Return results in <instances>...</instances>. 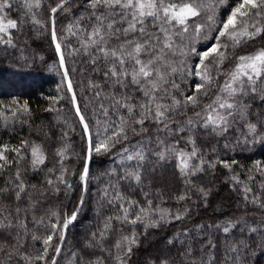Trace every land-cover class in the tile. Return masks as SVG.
I'll use <instances>...</instances> for the list:
<instances>
[{
    "label": "trees",
    "instance_id": "obj_1",
    "mask_svg": "<svg viewBox=\"0 0 264 264\" xmlns=\"http://www.w3.org/2000/svg\"><path fill=\"white\" fill-rule=\"evenodd\" d=\"M58 2L40 0V8L29 12L24 8L23 0H15L16 6L9 13V18L16 19L18 27L10 30L11 44L0 43V110L6 109L0 111V149L5 146L7 149H21L19 155L5 150L8 163L0 169V189L4 190L0 192V221L7 223L11 220L13 224L11 228L0 227V264H26L21 257L42 252L44 239L51 234L53 240L52 247L48 249V259L37 262L50 264L55 255L54 247L60 244L50 226L75 211L83 195L77 173L83 168L87 140L51 38L50 9ZM242 2L226 0L224 5L217 6L215 23L211 28L205 27L200 33L193 30L195 24L210 23L207 15L202 14L189 20L187 33L174 34L175 51L168 56L164 67L170 81L166 87L176 99L196 94V85L202 81L188 71L197 69L200 65L197 53H203L217 43L216 28ZM65 9L55 16L56 32L80 109L92 137L96 138L97 120L102 117L95 95L97 90L91 87L92 84L101 86L104 97L101 102L106 108L110 93L117 98L131 96L136 104L146 101L142 90L131 84V77L127 78L124 86L115 84L114 80L106 81L102 75L103 62L94 66L89 54L80 50V38L69 34V25L87 29L88 24L94 23L90 18L89 0H70ZM33 13L41 24L32 21ZM73 31L77 29L74 27ZM223 42L229 45L222 49L227 58L222 63H217L213 57L205 60L213 80L207 87V95L200 94L199 107L193 109L188 105L171 115L168 121L171 132L165 133L160 130L163 125L146 120L143 126L134 125L139 135L134 136L129 130L128 142L117 144L111 154L93 155L85 203L77 220L68 228L57 264H95L97 260L103 264H119L116 257L122 253L116 244L123 236H131L132 233L136 234L137 242L131 245L127 264H264V93H248L240 97L246 110L231 121L223 135L203 127L192 132L176 131L178 126L184 127L193 111L200 112L221 95L220 88L229 78L228 74L235 70L240 56H251L264 49V32L236 46L227 40ZM109 43L115 47V38ZM127 67L131 72L132 65ZM172 67L181 71L171 73ZM161 74H164V68H161ZM172 82L179 86L178 90L172 88ZM260 86L264 87V82ZM13 101L17 104L13 105ZM170 101L171 96L160 102ZM25 103L28 112H18L17 109ZM121 116L128 119L124 110L111 119L119 123ZM139 118V115L134 116V119ZM250 123L256 125L255 133L248 130ZM189 136L195 140L200 157L189 160L190 174H181L180 160L175 154H166L164 160L148 155L139 167L135 161H125L127 171H139L140 182L134 178H120L125 173V167L120 165L122 146L149 143L159 138L178 150L190 152L193 145L186 143ZM24 141L42 149L45 156L43 164L33 167L31 149L25 151ZM152 147L155 151V146ZM61 148L66 149L63 159L57 155ZM257 162L259 168H254ZM225 164L230 167H225ZM61 165L71 188H65L56 179L61 175ZM196 166L201 170H194ZM49 179L53 185L47 183ZM21 182L24 191L17 198V184ZM56 188L60 190L56 191ZM106 188L110 194L118 191L125 201L134 204L124 201L109 204L102 198ZM246 188L251 191H246ZM181 196L184 199H179ZM121 203L130 208L129 220L135 219L141 208L152 211L144 222L125 223L116 219L123 216ZM163 210L168 213L165 221L157 227H145L151 220H158ZM172 214H180L183 218L173 219ZM109 217L112 218L111 227L101 237L99 232L104 230ZM225 226L230 227L228 233L223 232ZM93 233L97 235L93 237ZM33 236L39 239H33Z\"/></svg>",
    "mask_w": 264,
    "mask_h": 264
},
{
    "label": "snow or ice",
    "instance_id": "obj_2",
    "mask_svg": "<svg viewBox=\"0 0 264 264\" xmlns=\"http://www.w3.org/2000/svg\"><path fill=\"white\" fill-rule=\"evenodd\" d=\"M67 0H59L55 7L50 9L52 14H56L60 10H66ZM226 0H89V8L92 10L90 18L94 23L88 24L87 29H82L79 25H69L68 32L72 36H78L81 40V49L87 52L91 57V63L95 66L103 62L102 75L104 79L114 80L115 84L124 86L127 78L131 77V84L136 85L142 90L145 103L136 104L133 102L131 96H121L117 98L115 94H108V107L104 106V97L101 94V86L99 84H92L91 87L96 89L95 95L97 103L99 104L98 111L102 119L97 120V133L96 138L91 135L89 124L85 122V117L80 114V109L77 107L76 111L79 120L83 126L84 132L88 133V146L84 158L82 170L77 173L83 185H86L89 179V168L93 155H106L111 154V151L117 144L123 145L128 142V131L132 134L139 135L136 132L134 125L143 126L146 120H153L159 125H163L161 131L169 133L172 131L168 121L171 115L178 110L191 105L193 109L199 107V97L203 93L207 95V87L213 83L212 77L209 75L208 66L205 60L209 57L217 63H222L227 57L222 49L229 47L223 40L231 42L232 46L241 44L244 40L254 39L256 36L264 32V0H243L231 10V14L227 19L221 22V26L216 28L218 33L217 43L210 47L203 53H197L200 56V65L193 72L188 71V74L199 76L202 83L196 85V94L188 95L181 99H176L172 95L166 85L170 83L167 79L168 71L164 67L167 63L168 56L175 51L173 36L176 33H187L189 31V20L199 18L202 14L207 15V20L210 22L208 25L195 24L193 30L200 33L205 27L211 28L215 23V8L219 5H224ZM15 0H0V43L11 44L10 30L17 29L18 21L9 18V13L15 7ZM24 8L29 12L33 8H40V0H23ZM32 21L35 24H41V20L36 18L35 13L32 14ZM54 25V19L49 21ZM77 31H73V28ZM90 29V31L88 30ZM175 30V32H174ZM115 38L116 46L113 47L109 41ZM52 40L55 42V50L61 53L62 45L58 41V37L53 26ZM122 41V42H121ZM93 52L95 53L93 55ZM192 52H196L192 49ZM235 70L228 74V79L220 88L221 95L206 106L200 112L193 111L191 117H187L184 122V127H177V132L188 130L194 131L197 127L211 129L212 132L223 135L230 127L231 121L235 120L241 113L246 110V105H243L240 97L248 93H264V87H261V82H264V49L259 50L251 56H240ZM132 65V71L129 72L128 65ZM60 65H64V56L60 55ZM170 67V65H168ZM161 68H164V74H161ZM181 71L180 68L172 67L171 73ZM67 76V71L64 73ZM173 89L179 88L174 82L171 83ZM69 90L72 89V84L69 81L67 84ZM171 96L170 103H161ZM75 100V96H73ZM13 105L17 102L13 101ZM139 109V111H137ZM120 110L126 111L128 119L119 117V123L114 122L111 117L119 113ZM6 111V109L0 110ZM18 112H28L27 104L17 109ZM16 115L15 112L12 113ZM135 115H139V119H134ZM186 115V113H185ZM146 131L145 129H141ZM249 132H256L255 124H248ZM179 143V140H177ZM186 143L193 145L190 152H185L183 149H176L174 145H167L164 140L159 138L149 143L138 142L135 145L129 144L128 147L121 148L120 152V165L125 167L123 179L134 178L137 182L141 180L139 171H127L125 161L137 162V167L147 159L148 155H155L159 160L166 159L167 155L175 154L180 160L179 168L181 174H190L192 169L189 167V160L191 158H198V151L195 147V140L189 136ZM25 151L31 149L32 165L37 167L44 163L45 156L42 149L38 145H31L29 142H22L25 146ZM152 145L155 146L153 151ZM5 150L16 152L18 155L21 151L20 148L0 149V164L2 169L7 163L8 158L4 155ZM65 148L57 151V155L63 159L65 155ZM204 161L201 159V164ZM225 167L230 165L225 164ZM254 168H259V162L254 165ZM196 171L201 170L196 166ZM51 171V170H49ZM114 171V170H113ZM64 172L61 165V175L56 179L65 188H71V185L64 178ZM20 173H17L19 179ZM49 185H53V181H47ZM114 187V186H112ZM59 191V188L55 189ZM86 190V189H85ZM246 191L251 189L246 188ZM4 190L0 189V192ZM24 191L23 183L17 184L16 196L19 198L20 193ZM203 191V190H201ZM206 196L207 193L204 192ZM103 199H107L108 203L124 201L130 205L134 202L125 201L124 197L118 192L109 193L108 189H104ZM179 199H184L183 196ZM85 201L83 196L78 201L76 210L70 215H65L62 220L58 219L56 223L50 226L52 233L58 237L60 241L65 239L64 233L69 225L77 220L79 212L82 210ZM150 203V202H149ZM120 208L123 216H117V220H123L125 223L136 224L138 221L144 222L149 217L151 209L141 208L135 215V219L129 220L130 208L124 207L121 203ZM19 211V210H17ZM53 215H56L55 213ZM167 211L163 210L160 213L158 220H151L150 225L145 224V227L159 226L160 222L165 221L167 218ZM172 218L179 220L182 219L180 214H172ZM112 218L109 217L104 223V230L99 232L101 237L104 236L105 231L111 227ZM42 222V221H38ZM235 225H232L234 227ZM0 227L11 228L13 227L12 221L8 220L7 223L0 221ZM20 227L24 225L21 223ZM229 226L223 227V232L228 233ZM254 231V229H253ZM97 233H93L95 237ZM33 239L39 237L33 236ZM53 235H48L44 239V249L42 252L35 256H22L21 259L26 264H37L38 261H46L48 259V249L52 247ZM136 234L132 233L131 236H123L117 242L116 247L120 250L122 255L116 257L119 264H127V257L132 252L131 245L135 244ZM211 246V244H210ZM126 247V251H125ZM59 245L54 247L57 255L61 253ZM233 251H236L233 248ZM76 256L75 253L71 254ZM79 259V257H77ZM51 264H57L56 259L51 260ZM95 264H103L101 260H97Z\"/></svg>",
    "mask_w": 264,
    "mask_h": 264
},
{
    "label": "water",
    "instance_id": "obj_3",
    "mask_svg": "<svg viewBox=\"0 0 264 264\" xmlns=\"http://www.w3.org/2000/svg\"><path fill=\"white\" fill-rule=\"evenodd\" d=\"M70 0H67V2H66V4L69 2ZM57 14V13H56ZM56 14H51V19H54V25L51 23V38H52V29H53V26H54V28H55V31H56V22H55V16H56ZM56 34H57V32H56ZM58 37V36H57ZM52 42H53V40H52ZM57 42H59V40L57 41ZM53 45H54V47H55V42H53ZM61 54H63V51L61 50V53H57V55H58V59H59V63H60V55ZM64 56V55H63ZM61 66V65H60ZM61 70H62V73H63V78H64V81H65V84H66V87H67V84H68V82L70 81L71 82V84H72V89L71 90H69L68 89V87H67V89L69 90V92H70V94H71V97H72V102H73V106H74V110H75V113H76V115H77V117H78V119H79V116H78V114H77V111H76V109H77V107H79V109H80V106H79V103H78V99H77V96H76V93H75V89H74V86H73V83H72V80H71V77H70V75H69V73H68V69H67V65H66V61H65V58H64V65H63V67L61 66ZM65 71H67V76H65L64 75V73H65ZM73 96H75V100H73ZM80 114L81 115H83L82 114V111H81V109H80ZM84 116V115H83ZM80 121V120H79ZM85 122L87 123V121H86V119H85ZM80 124H81V122H80ZM81 126H82V124H81ZM82 128H83V126H82ZM84 130V129H83ZM85 133V132H84ZM88 133H85V136H86V140H87V138H88ZM87 146H88V140H87ZM92 161V160H91ZM90 166H91V163H90ZM89 173H90V168H89ZM87 185V184H86ZM86 185H83V198L85 199V195H86ZM80 213V212H79ZM69 227H70V225H69ZM68 227V228H69ZM67 231H68V229L66 230V232L64 233V236H65V239H66V235H67ZM65 239L63 240V241H60V244H59V246L61 247V249L63 248V245H64V242H65ZM62 251V250H61ZM61 254V253H60ZM60 254L59 255H57L56 253H55V255H54V259H56V261H58V259H59V256H60ZM51 264V263H50Z\"/></svg>",
    "mask_w": 264,
    "mask_h": 264
},
{
    "label": "rangeland",
    "instance_id": "obj_4",
    "mask_svg": "<svg viewBox=\"0 0 264 264\" xmlns=\"http://www.w3.org/2000/svg\"><path fill=\"white\" fill-rule=\"evenodd\" d=\"M203 16H205V15H203Z\"/></svg>",
    "mask_w": 264,
    "mask_h": 264
}]
</instances>
